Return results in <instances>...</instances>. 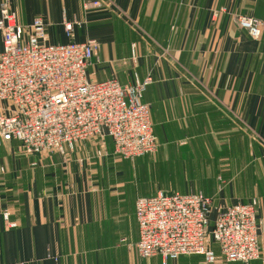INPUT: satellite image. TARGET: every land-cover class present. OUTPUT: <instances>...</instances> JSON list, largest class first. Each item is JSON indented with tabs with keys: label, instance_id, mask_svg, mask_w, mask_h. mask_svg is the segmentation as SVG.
<instances>
[{
	"label": "crops",
	"instance_id": "1",
	"mask_svg": "<svg viewBox=\"0 0 264 264\" xmlns=\"http://www.w3.org/2000/svg\"><path fill=\"white\" fill-rule=\"evenodd\" d=\"M93 1L101 7L84 8ZM10 9L22 26L41 18L49 45L96 40L90 81L151 76L143 102L158 150L123 160L109 138L79 142L66 156L3 144L0 264H163L134 249L135 202L159 192H200L212 199L211 218L256 200L261 256L250 264H264V26L253 40L234 21H263L264 0H10Z\"/></svg>",
	"mask_w": 264,
	"mask_h": 264
},
{
	"label": "built area",
	"instance_id": "2",
	"mask_svg": "<svg viewBox=\"0 0 264 264\" xmlns=\"http://www.w3.org/2000/svg\"><path fill=\"white\" fill-rule=\"evenodd\" d=\"M99 7L98 1L84 5ZM222 13L224 9L213 16ZM234 21L253 40L260 38L264 20L237 15ZM72 28L65 24L67 35ZM0 35V102L8 105L0 111V147L16 142L26 156H66L77 143L98 137L109 138L113 154L123 160L157 152L149 107L143 102L151 76H135L129 85L116 79L90 81L87 69L99 43L49 45L41 18L20 25L10 0L0 2ZM257 208L254 199L237 203L218 210L210 220L212 199L200 192L138 198L136 255L158 256L163 264L183 256H199L205 264H250L261 256ZM2 219L8 228L16 227L7 211Z\"/></svg>",
	"mask_w": 264,
	"mask_h": 264
},
{
	"label": "rangeland",
	"instance_id": "3",
	"mask_svg": "<svg viewBox=\"0 0 264 264\" xmlns=\"http://www.w3.org/2000/svg\"><path fill=\"white\" fill-rule=\"evenodd\" d=\"M54 32H55V31H54ZM54 35H55V33H54ZM150 155H151V154H150ZM212 219H213V218L210 217V220H212Z\"/></svg>",
	"mask_w": 264,
	"mask_h": 264
}]
</instances>
